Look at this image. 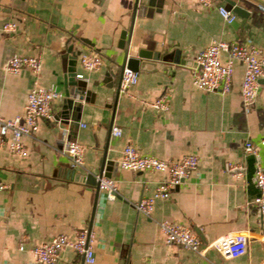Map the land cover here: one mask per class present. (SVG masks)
<instances>
[{"label":"crops","instance_id":"obj_1","mask_svg":"<svg viewBox=\"0 0 264 264\" xmlns=\"http://www.w3.org/2000/svg\"><path fill=\"white\" fill-rule=\"evenodd\" d=\"M234 1L247 13L227 23L216 8H230L223 0L208 7L197 0H152L158 10L133 17L134 0H0V116L21 114L34 84L52 83L62 93L50 102L52 116L39 117L34 135L22 137L25 155L0 144V264H44L33 261L29 247L58 232L71 238L81 227L94 234V261L87 263L63 247L53 264H264L260 217L252 201L255 162L264 170V143H259L264 89L249 108L243 107L238 59L227 92L192 84L194 55L212 39L251 43L264 52V0ZM6 21L15 23L14 30H1ZM127 30L128 55L146 49L159 57L140 58L136 82L121 91L120 33ZM175 49L186 62L161 59ZM84 52L98 53L100 66L83 70L79 57ZM14 53L38 55L39 71L6 72L5 61ZM79 71L83 79L75 78ZM72 81H78L86 99L65 114L64 90L74 88ZM161 93L167 94V108L156 111L147 102ZM114 125L122 130L118 136L111 133ZM65 138L83 145V167L72 168L60 153ZM127 139L163 159L197 156L196 167L166 198H156L148 215L132 203L150 194L164 174L121 168L117 159ZM245 139L255 144L256 157L242 154ZM102 156L103 171L115 182L112 199L69 175L73 169L96 173ZM229 161L242 163L241 174L226 169ZM160 219L189 226L201 246L224 233L243 232L246 250L224 258L213 247L199 254L166 243L157 226Z\"/></svg>","mask_w":264,"mask_h":264},{"label":"built area","instance_id":"obj_2","mask_svg":"<svg viewBox=\"0 0 264 264\" xmlns=\"http://www.w3.org/2000/svg\"><path fill=\"white\" fill-rule=\"evenodd\" d=\"M204 6H212L214 0H197ZM219 15L227 23L235 19V14L224 5L216 6ZM15 28L13 21L2 23L1 30L12 31ZM224 55V59L221 58ZM240 60L243 63L242 76L239 84V93L244 108L252 104L256 92L264 89V52L251 43L212 39L205 47L199 49L194 55V62L199 71L192 75V84L205 91L225 93L230 89L233 61ZM79 62L83 70H93L100 66L101 58L98 53L84 52L80 54ZM41 59L38 55H26L14 53L10 55L4 64V70L8 73H16L22 67L29 68L37 73L40 69ZM75 78L83 79V72L74 74ZM138 73L130 68L123 67L120 73L119 90L125 91L136 82ZM80 102L84 100V94ZM62 93L52 83L46 86L34 84L26 94V102L23 112L12 117L0 116V144H6L8 148L18 154L25 155L26 149L22 141L24 136H33L38 128V118H50V102L61 97ZM167 94L161 93L153 100L147 102L154 110L163 111L167 108ZM113 135H120L122 130L114 125L111 128ZM264 143V137L259 140ZM65 155L72 168L83 167V145L74 138H65L59 148ZM257 156L255 144L249 139L242 143V154ZM117 162L121 168L131 170H150L164 174V177L156 182L148 195H143L132 203L136 211L148 215L156 198H166L170 190L177 186L197 164L195 154H185L174 159H163L151 154L141 152L131 141L123 144ZM226 169L233 171L235 175L241 174L243 165L238 161L226 163ZM98 190L102 191L107 199L115 197L116 188L114 179L107 176L102 170L95 173ZM253 180L257 193L252 201L256 205L260 217V236L264 239V170L255 162ZM157 226L166 243H174L183 248L203 254L206 247L215 248L224 258L238 256L245 252L247 236L243 232H227L201 246L198 235L192 229L179 222L160 219ZM94 234L89 227H81L74 231L69 238L65 233L58 232L47 240L31 245L29 252L34 262L53 264L59 257V251L63 247H69L81 254L84 261H94L93 255ZM23 244H18L22 249Z\"/></svg>","mask_w":264,"mask_h":264},{"label":"water","instance_id":"obj_3","mask_svg":"<svg viewBox=\"0 0 264 264\" xmlns=\"http://www.w3.org/2000/svg\"><path fill=\"white\" fill-rule=\"evenodd\" d=\"M225 1L229 6L231 11L235 14V16L243 17L247 11L240 6L236 1L234 0H223ZM154 2L152 0H134V5L132 8V17L136 15H149L154 10H158V8L154 9L155 7H152ZM124 34H128L127 31H121L120 33V39L123 37V43L121 47L123 48V53L121 57V61L119 63L120 67V73L123 67L130 68L133 71H137L139 67V61L140 58H152L157 59L159 57V52L155 51H149L146 49H137L135 55H128V36H124ZM162 60H172L176 63H184L186 62L185 59L180 57V52L178 49L166 52L161 55ZM199 71V67H197V72ZM72 84L75 85L72 90H64V98L62 102V111L67 114L70 110H76L78 109L80 105V99L82 97L81 94V87L78 85V81H72ZM118 93V89L116 91ZM86 97L84 96V100ZM105 157L102 156L100 159L99 169L96 172L99 174L105 167ZM70 176H74V179H82L89 184H92L95 189L97 188V182L95 179V173H86L84 175L74 172V169L69 172Z\"/></svg>","mask_w":264,"mask_h":264}]
</instances>
